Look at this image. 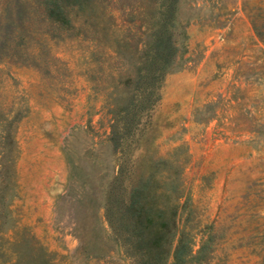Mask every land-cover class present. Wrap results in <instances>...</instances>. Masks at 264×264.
Wrapping results in <instances>:
<instances>
[{
	"label": "rangeland",
	"instance_id": "1",
	"mask_svg": "<svg viewBox=\"0 0 264 264\" xmlns=\"http://www.w3.org/2000/svg\"><path fill=\"white\" fill-rule=\"evenodd\" d=\"M172 33L157 101L114 145L101 99L117 47L131 67L128 26L91 42L40 0H0V264H28L26 242L45 264H136L106 197L156 166L160 179L177 167L182 187L165 264L182 230L187 264H264V0H178Z\"/></svg>",
	"mask_w": 264,
	"mask_h": 264
},
{
	"label": "trees",
	"instance_id": "2",
	"mask_svg": "<svg viewBox=\"0 0 264 264\" xmlns=\"http://www.w3.org/2000/svg\"><path fill=\"white\" fill-rule=\"evenodd\" d=\"M177 1L40 0L47 19L66 29H83L91 42L100 30H122L128 26L130 36L126 37L132 41L124 38L121 46L130 48L128 58L131 67L125 69L123 64L126 61L121 58L124 51L117 47L114 52L120 65L115 66L114 80L108 85L105 98L101 97V106L109 114V139L114 145L133 131L142 113L159 97L160 82L178 52L172 33ZM122 11L129 15L128 19L120 16ZM17 14L21 20L22 8ZM13 23V19L7 16L5 31ZM90 46L94 47V44L90 43ZM165 161L161 159L158 163ZM168 166L170 169L172 164ZM173 168L160 179L155 174L156 166L138 179L128 196L116 182L108 191L105 217L115 239L125 247L124 252L135 258L136 264H165L182 188L177 167ZM26 244L31 256L28 264H45L43 247L33 242ZM190 249L189 234L182 230L173 249V264H187ZM21 253L16 251L15 261ZM35 256L38 260L34 262Z\"/></svg>",
	"mask_w": 264,
	"mask_h": 264
}]
</instances>
